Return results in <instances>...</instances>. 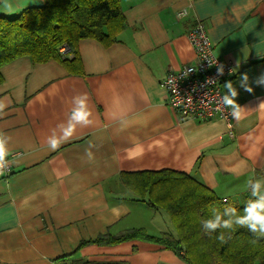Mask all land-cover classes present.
Wrapping results in <instances>:
<instances>
[{"label": "crops", "instance_id": "0c3cea01", "mask_svg": "<svg viewBox=\"0 0 264 264\" xmlns=\"http://www.w3.org/2000/svg\"><path fill=\"white\" fill-rule=\"evenodd\" d=\"M42 2L11 0L12 14ZM122 8L127 24L110 44L80 41L81 73L29 56L1 68L0 133L10 138L12 172L0 177V264H57L81 241L132 226L175 233L164 211L123 184L122 172L190 173L225 199L242 180L264 178V85L255 83L264 75V0H122ZM0 14H7L2 5ZM197 21L206 25L214 54L233 67L222 88L226 94L232 81L239 93L246 108L239 123L183 119L169 104L162 82L196 62L187 34ZM244 73L251 93L240 87ZM78 94H87L93 124L52 151L46 139ZM78 255L97 264H186L143 240L90 244Z\"/></svg>", "mask_w": 264, "mask_h": 264}, {"label": "trees", "instance_id": "16d2710c", "mask_svg": "<svg viewBox=\"0 0 264 264\" xmlns=\"http://www.w3.org/2000/svg\"><path fill=\"white\" fill-rule=\"evenodd\" d=\"M126 24L122 0H43L12 15L0 14V83L1 68L22 56L35 63L56 60L71 73H81L80 41L92 38L108 45ZM63 47L67 50L62 51ZM121 181L138 200L164 211L175 233L151 235L143 227L108 232L81 241L72 253L58 257L57 264H97L78 253L90 244L108 246L133 240L163 245L181 255L186 264H264V239L252 244V234L237 228L225 231L231 238L222 244L216 239L220 230L209 236L202 227V221L210 218V209H222L225 201L242 210L250 191L243 196L244 202L225 199L194 175L171 169L122 172Z\"/></svg>", "mask_w": 264, "mask_h": 264}, {"label": "clouds", "instance_id": "9594fccd", "mask_svg": "<svg viewBox=\"0 0 264 264\" xmlns=\"http://www.w3.org/2000/svg\"><path fill=\"white\" fill-rule=\"evenodd\" d=\"M0 5L3 6L7 14L14 12V7L11 0H0ZM212 63V61H210ZM213 64V63H212ZM224 74V66L217 67V75ZM249 77L244 73L240 77V87L245 91L251 93L254 89L249 84ZM171 84L172 81H169ZM255 83L260 86L264 85V75L258 77ZM227 90L226 94L221 98V102L225 107L231 109L230 115L238 123L246 118V108L241 106L236 97L239 95L236 87L233 86L232 81L224 84ZM264 108V103L260 104ZM4 105L0 104V111H3ZM93 113L89 108L87 94H78L72 98V107L70 114L67 116L65 122L57 125L56 128L51 130V134L47 137L46 143L48 147L55 151L62 143L68 142L75 134L79 127H89L93 124ZM9 137L0 133V177L4 176L9 167ZM85 155L91 159L93 156L92 146L86 151ZM247 188L250 191V198L246 201L242 210L238 211L236 207L231 206L225 201V207L222 209L211 208L210 218L202 221V227L206 234L211 236L218 230V239L222 244L227 243L230 235L226 237L225 231L231 233L236 231L237 228H245L254 237L250 242L252 244L258 243L264 239V178L262 179H249Z\"/></svg>", "mask_w": 264, "mask_h": 264}, {"label": "built area", "instance_id": "2783aa9c", "mask_svg": "<svg viewBox=\"0 0 264 264\" xmlns=\"http://www.w3.org/2000/svg\"><path fill=\"white\" fill-rule=\"evenodd\" d=\"M179 14L184 12L180 11ZM187 36L194 47L196 62L168 72L162 86L168 91L169 104L183 119L209 120L219 117L230 123L231 110L222 104L221 98L225 95L223 82L233 73V67L214 54L213 43L203 22L197 21ZM61 50L66 51L67 47ZM219 65L224 66L222 76L217 75ZM11 172L9 160L5 174Z\"/></svg>", "mask_w": 264, "mask_h": 264}, {"label": "rangeland", "instance_id": "374dc122", "mask_svg": "<svg viewBox=\"0 0 264 264\" xmlns=\"http://www.w3.org/2000/svg\"><path fill=\"white\" fill-rule=\"evenodd\" d=\"M249 180V178H246V179H244V180H242L239 184H238V186H237V190H238V192L235 194V190H234V188L233 189H231L230 188V190H228V189H226V192H230L231 193V195H233V194H235V195H233V199H235V200H237V201H242V202H244L243 200H244V197L242 196L243 195V192H245V191H247L248 192V188H247V181ZM217 192V191H216ZM224 198V197H223ZM167 215V214H166ZM148 219H145L144 221L146 222V220H148V222L149 223H152L153 221H152V214H149V213H146V215H145ZM155 221H159V220H155ZM154 221V222H155ZM131 228H140V226H137V227H129V229H131ZM127 230V229H126ZM147 230V229H146ZM149 234H151V235H154V234H152V233H150L149 231H147ZM152 232V231H151ZM257 264H261V263H257Z\"/></svg>", "mask_w": 264, "mask_h": 264}]
</instances>
